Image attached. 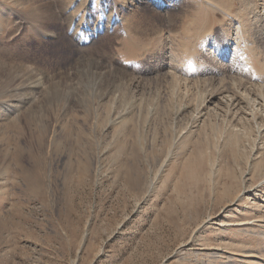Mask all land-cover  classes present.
Wrapping results in <instances>:
<instances>
[{"label":"rangeland","instance_id":"rangeland-1","mask_svg":"<svg viewBox=\"0 0 264 264\" xmlns=\"http://www.w3.org/2000/svg\"><path fill=\"white\" fill-rule=\"evenodd\" d=\"M159 1L0 0V264H264V0Z\"/></svg>","mask_w":264,"mask_h":264},{"label":"bare ground","instance_id":"bare-ground-1","mask_svg":"<svg viewBox=\"0 0 264 264\" xmlns=\"http://www.w3.org/2000/svg\"><path fill=\"white\" fill-rule=\"evenodd\" d=\"M162 1H163V0H162ZM162 1H161V2L159 1V5H160V6H163V5L166 4V3L162 2ZM163 7H164V6H163ZM24 98H25V97H24ZM19 103H20V102H19ZM18 106H19V105H18ZM20 106H21V105H20ZM12 110H13V109H12ZM4 113H5V112H4Z\"/></svg>","mask_w":264,"mask_h":264}]
</instances>
